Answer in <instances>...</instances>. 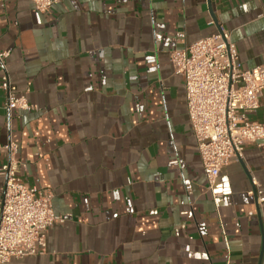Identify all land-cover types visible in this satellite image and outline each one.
Listing matches in <instances>:
<instances>
[{
    "label": "crops",
    "instance_id": "0c3cea01",
    "mask_svg": "<svg viewBox=\"0 0 264 264\" xmlns=\"http://www.w3.org/2000/svg\"><path fill=\"white\" fill-rule=\"evenodd\" d=\"M221 31L243 69L264 66V0H0L5 70L37 108L7 112L0 90V146L63 219L10 264H264V140L209 191L169 60ZM246 120L264 124V93Z\"/></svg>",
    "mask_w": 264,
    "mask_h": 264
},
{
    "label": "built area",
    "instance_id": "2783aa9c",
    "mask_svg": "<svg viewBox=\"0 0 264 264\" xmlns=\"http://www.w3.org/2000/svg\"><path fill=\"white\" fill-rule=\"evenodd\" d=\"M33 10L50 13L59 0H29ZM0 90L7 94L5 110L36 111L24 95L10 84L4 59ZM173 73L184 81L186 114L196 141L208 190L212 191L221 169L230 160L241 161L246 145L257 147L264 140V124L250 123L246 115L260 108L264 93V66L243 69L235 44L227 32L205 37L195 44L174 50L169 56ZM8 163L0 169L4 187L0 199V264L42 255L48 230L63 219L55 215L48 191L27 189L23 176L27 165L16 160L18 146H0ZM256 186V185H254ZM264 202V192L256 191Z\"/></svg>",
    "mask_w": 264,
    "mask_h": 264
}]
</instances>
